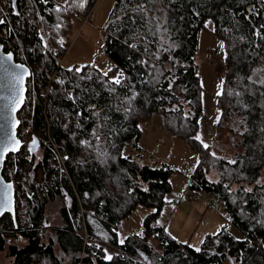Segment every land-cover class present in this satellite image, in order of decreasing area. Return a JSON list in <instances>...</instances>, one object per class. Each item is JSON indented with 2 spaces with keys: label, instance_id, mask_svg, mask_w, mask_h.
I'll use <instances>...</instances> for the list:
<instances>
[{
  "label": "trees",
  "instance_id": "1",
  "mask_svg": "<svg viewBox=\"0 0 264 264\" xmlns=\"http://www.w3.org/2000/svg\"><path fill=\"white\" fill-rule=\"evenodd\" d=\"M97 1L58 7L56 0H18L17 15L11 0H0L6 20L0 40L32 69L19 137L45 143L38 162L23 151L16 156L18 174L13 158L7 162L4 176L27 189L17 193L18 226L10 214L0 217V252L8 247L10 264H264V0H115L104 30L111 68H66L55 57ZM41 20L50 50L38 35ZM208 20L225 47L217 132L233 137L228 157L215 156L196 137L204 114L197 56ZM157 114L199 154L188 189L213 199L241 238L223 226L207 233L197 251L155 225L172 191V169L138 164L123 149L137 144L141 122ZM211 167L218 180L207 177ZM58 198L61 223L48 227L47 206ZM139 205L155 210L143 232L121 243L118 228ZM93 220L115 248L111 260L103 246L85 240V231L97 236ZM154 240L162 253L149 245Z\"/></svg>",
  "mask_w": 264,
  "mask_h": 264
},
{
  "label": "rangeland",
  "instance_id": "2",
  "mask_svg": "<svg viewBox=\"0 0 264 264\" xmlns=\"http://www.w3.org/2000/svg\"><path fill=\"white\" fill-rule=\"evenodd\" d=\"M7 1L2 0V4ZM114 1L98 0L93 9L94 17L89 22L87 21L88 15L84 16L82 21H77L73 26L71 41L66 43L67 48L64 54L55 57L59 64L63 62V66L66 68L77 69L85 64H94L103 70L111 68L113 64L105 52L104 30ZM64 3H66V0H56L58 7H61ZM212 28V21L208 20L207 26L200 33L199 54L210 51L209 55L216 60L217 65L215 62L212 64L207 62L201 64L199 62L201 65L205 111L196 137H199L198 140L204 147L205 145L210 146L215 156L228 157L234 151L229 139L233 137L226 129L221 134L217 132L220 108L216 99L218 93H221V85H223L225 75V47L223 42L214 34ZM38 32L43 46L50 50L43 20H41ZM215 67H218V73L215 72ZM141 129L142 136L140 140L137 144L127 143L123 149V154L134 156L138 164H149L154 167L166 164L172 169L170 178L172 191L167 193L166 204L157 217L155 225L165 227L167 225L173 233L179 231V234L177 233L178 240L189 242L198 249L201 247L207 233H215L223 226H229L230 231L241 238L242 234L228 224L223 211L214 206L213 199H210L206 193H198L199 197L194 202H190L186 197L191 174L200 160L199 154L191 149L184 139L167 130L163 116L160 114L141 122ZM30 137L27 136V139L32 140ZM206 173L210 180L219 179V172L214 167L209 168ZM236 187L234 186V188ZM209 201H211L210 206H207ZM62 202L63 200L58 198L48 204L46 215L50 226L61 223L60 209ZM176 206L178 208L175 211ZM154 210V208L143 205L138 206L127 220L122 221L119 230L120 240H124L129 234L140 233L145 217ZM93 222L96 225L95 229L99 237L85 235L86 238L103 246L106 257L111 256L115 248L104 238L106 230L97 221L93 220ZM48 235L49 231H47L45 239L48 238ZM9 242L21 245L23 240L12 238L9 239ZM12 260L8 247L0 252V264H10ZM65 264H69V262ZM224 264H232V262L229 260Z\"/></svg>",
  "mask_w": 264,
  "mask_h": 264
},
{
  "label": "snow or ice",
  "instance_id": "3",
  "mask_svg": "<svg viewBox=\"0 0 264 264\" xmlns=\"http://www.w3.org/2000/svg\"><path fill=\"white\" fill-rule=\"evenodd\" d=\"M82 6V5H81ZM13 7H15V0H13ZM59 10V9H57ZM18 15V13H17ZM5 21L0 19V24H4ZM260 35V33H257ZM12 61V54L9 53L6 57H0V73H2V77L4 80L7 81L6 87L9 88L12 95L7 97H0V99H6L9 101V105L12 112L17 110V107L23 103V81L24 76L26 74V70L23 68L22 65L13 64ZM79 71V69L77 70ZM107 75V73H105ZM115 83L119 84V78H116ZM261 83L264 84V80H261ZM222 87V85H221ZM220 93H218L219 95ZM20 121L14 120L13 125H18ZM199 139V137H197ZM33 147L35 148L38 146L37 141L33 139ZM207 147V145H205ZM20 148V141L15 138V134L10 136L5 141H0V162L3 161L5 155L9 152H16ZM11 184H5L0 188V214H3L5 210L10 209L11 204ZM123 243V241H121ZM199 251V249H197ZM107 259L111 260L112 257L108 256Z\"/></svg>",
  "mask_w": 264,
  "mask_h": 264
},
{
  "label": "water",
  "instance_id": "4",
  "mask_svg": "<svg viewBox=\"0 0 264 264\" xmlns=\"http://www.w3.org/2000/svg\"><path fill=\"white\" fill-rule=\"evenodd\" d=\"M1 25V24H0ZM9 53L12 54V61L11 63L13 64H18L22 65L23 68L26 70V74L24 76V81H23V91H22V96H23V103L20 104L17 107V110L15 112L11 111L9 101L6 99H0V141H5L7 140L10 136L15 134V138L20 141V148L16 152H9L5 155L4 159L2 162H0V188H2L3 185L5 184H11V204H10V209L5 210L3 214L9 213L11 214L16 227L17 225V197H16V187L14 181H8L3 175V169L6 163V160L10 154H17L21 148L24 145L23 140L19 137V128L21 126V119L19 117V113L24 107L26 103V98H27V93H28V81L32 77V69L29 65L22 63L20 61H17L16 56L13 51H6L4 44L0 41V57H6ZM0 77H2V73H0ZM7 81L4 80L3 78H0V97H7L12 95L10 92L9 88L6 87ZM14 120L20 121L18 125H13ZM3 214H0L2 216Z\"/></svg>",
  "mask_w": 264,
  "mask_h": 264
},
{
  "label": "flooded vegetation",
  "instance_id": "5",
  "mask_svg": "<svg viewBox=\"0 0 264 264\" xmlns=\"http://www.w3.org/2000/svg\"><path fill=\"white\" fill-rule=\"evenodd\" d=\"M2 5H0V7H1ZM11 6L13 7V0H11ZM13 13H15V14H17V13H19V6H18V0H15V7H13ZM0 19H2V20H4L5 21V23L4 24H1L0 25V31H1V29H2V27H4L5 26V24H6V20H5V18L4 17H0ZM1 41V40H0ZM7 51V50H6ZM33 136V135H32ZM30 137V138H32V140L31 139H27V137H24L22 140H23V142H24V145H23V147L21 148V150L17 153V154H10L9 156H8V158H7V160H6V163H5V166H4V169H3V175H4V173H5V170H6V167H7V162L9 161V159H11V158H13V161H14V164H15V168H14V172H13V175H16V174H18V169L19 168H17V166H18V164H17V161H18V159H17V155L21 152V151H23V152H26V155H24L25 156V158L26 159H28V160H32V159H34L36 162H38L39 160H41V159H44V155H45V143L42 141V138L41 137ZM33 138L37 141V144H38V146H36L35 148L33 147ZM5 177V176H4ZM6 178V177H5ZM6 180H8V181H14V183H15V187H16V197H17V193H18V189H23V190H25L26 191V187L25 186H23L22 184H19V182L17 181V180H11V179H9V178H6ZM16 203H17V200H16ZM28 209H29V207H28ZM5 214H9V213H5ZM4 215V214H3ZM2 215V216H3ZM11 215V214H10ZM2 216H0V217H2ZM46 218H47V215H46ZM45 224H46V226H50V224L48 223V221L46 220L45 221Z\"/></svg>",
  "mask_w": 264,
  "mask_h": 264
},
{
  "label": "built area",
  "instance_id": "6",
  "mask_svg": "<svg viewBox=\"0 0 264 264\" xmlns=\"http://www.w3.org/2000/svg\"><path fill=\"white\" fill-rule=\"evenodd\" d=\"M94 13H93V10L91 11V13L87 16V21L89 22L90 20H91V18L92 17H94ZM40 36H42L41 34H40ZM202 61H204V62H207V63H209V64H212V63H216V60H214L213 59V57L211 56V55H209V54H207V55H203L202 56ZM62 63V62H61ZM60 63V64H61ZM216 65H217V63H216ZM188 190V193H187V195H186V197L188 198V200L190 201V202H192V201H195L196 199H198V193H196V192H194V191H191V190H189V189H187ZM119 230L121 229V228H118ZM84 234V237H85V240L87 241V242H91L90 240H88L87 238H86V236L85 235H87L88 237H90L91 235H89L88 234V232H84L83 233ZM92 237V236H91ZM149 245L150 246H152V247H154V251L155 252H157V253H162L161 252V250L158 248V242L157 241H153V242H150L149 243ZM80 264H88V263H86V262H83V261H81L80 262Z\"/></svg>",
  "mask_w": 264,
  "mask_h": 264
},
{
  "label": "crops",
  "instance_id": "7",
  "mask_svg": "<svg viewBox=\"0 0 264 264\" xmlns=\"http://www.w3.org/2000/svg\"><path fill=\"white\" fill-rule=\"evenodd\" d=\"M209 52H210V51H208L207 53L203 52L202 54H199V55L197 56V61L200 62L201 64H203L204 61H202V56H203V55H207V54H209ZM217 68H218V67H215V72L218 73V69H217ZM217 96H218V95H217ZM216 99H217V98H216ZM204 107H205V103H204ZM204 111H205V109H204ZM202 118H203V116H202ZM202 118H201V121H202ZM192 202H194V201H192ZM210 203H211V201L207 202V206H210ZM212 203H213V202H212ZM213 204H214V203H213ZM139 206H140V205H139ZM178 206H179V205H178ZM214 206H215V204H214ZM177 208H178V207L176 206L175 211L177 210ZM130 216H131V215H130ZM130 216H129V217H130ZM129 217H128V218H129ZM128 218H127V219H128ZM127 219H125V220H127ZM164 227H165V226H164ZM165 228H166V230L168 231V233H170L172 236H174V237L177 238V233L179 234V231L173 233V232L169 229V227H168L167 225H166ZM141 229H142L141 232H143V229H144L143 226H142ZM141 232H140V233H141ZM96 237L98 238L99 235L96 236ZM104 238L107 239V242H108V239H109V238H108L106 235H104ZM177 239H178V238H177ZM121 241H123V240H121Z\"/></svg>",
  "mask_w": 264,
  "mask_h": 264
}]
</instances>
